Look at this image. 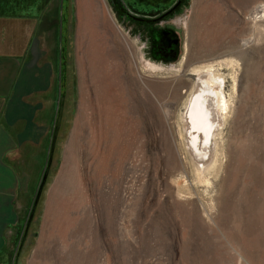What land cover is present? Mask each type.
<instances>
[{"label":"rangeland","instance_id":"1","mask_svg":"<svg viewBox=\"0 0 264 264\" xmlns=\"http://www.w3.org/2000/svg\"><path fill=\"white\" fill-rule=\"evenodd\" d=\"M44 1L55 106L8 264L59 106L15 264H264V0ZM211 66L230 111L206 185L179 119Z\"/></svg>","mask_w":264,"mask_h":264},{"label":"crops","instance_id":"2","mask_svg":"<svg viewBox=\"0 0 264 264\" xmlns=\"http://www.w3.org/2000/svg\"><path fill=\"white\" fill-rule=\"evenodd\" d=\"M52 9L50 1L0 0V264H8L20 236L52 127L58 71Z\"/></svg>","mask_w":264,"mask_h":264},{"label":"bare ground","instance_id":"3","mask_svg":"<svg viewBox=\"0 0 264 264\" xmlns=\"http://www.w3.org/2000/svg\"><path fill=\"white\" fill-rule=\"evenodd\" d=\"M211 68H205V74L189 91L179 119L180 138L184 140L190 163L198 165H192L193 170L201 183L206 185L210 181L208 173L211 175L219 168V156L215 153L212 160V153L214 149L218 152L222 129L230 111V96L225 95L223 79L213 74Z\"/></svg>","mask_w":264,"mask_h":264},{"label":"water","instance_id":"4","mask_svg":"<svg viewBox=\"0 0 264 264\" xmlns=\"http://www.w3.org/2000/svg\"><path fill=\"white\" fill-rule=\"evenodd\" d=\"M177 5H178V2L175 4V6H173L168 11H166L164 14H162L161 17L167 16L169 13H171L177 7ZM60 114H61V107L59 106L58 111H57V115H56V119H55V123H54V127H53L52 134H51V141H50V146H49L46 166H45L44 172L42 174V178H41L40 184H39L38 189L36 191V194L34 196L30 211L28 213V217H27V220L25 222L22 235L20 237L19 245L17 247V250H16L14 258H13V264H15V261H16L18 255H19L20 249H21L22 244L24 242V239L26 237L27 230H28L30 222H31V220L33 218L34 211H35V208H36V205H37L40 193H41V189H42V187L44 185V182H45V179H46V176H47L50 164H51L54 143H55V140H56V135H57L58 128H59V123H60Z\"/></svg>","mask_w":264,"mask_h":264},{"label":"trees","instance_id":"5","mask_svg":"<svg viewBox=\"0 0 264 264\" xmlns=\"http://www.w3.org/2000/svg\"><path fill=\"white\" fill-rule=\"evenodd\" d=\"M28 1H34V0H28ZM21 2H27V0H24V1H23V0H21Z\"/></svg>","mask_w":264,"mask_h":264}]
</instances>
